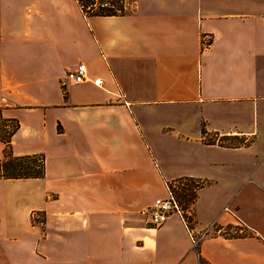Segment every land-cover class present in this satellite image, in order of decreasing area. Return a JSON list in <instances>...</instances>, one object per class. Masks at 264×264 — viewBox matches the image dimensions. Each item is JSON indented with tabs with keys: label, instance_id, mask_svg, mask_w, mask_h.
<instances>
[{
	"label": "crops",
	"instance_id": "0c3cea01",
	"mask_svg": "<svg viewBox=\"0 0 264 264\" xmlns=\"http://www.w3.org/2000/svg\"><path fill=\"white\" fill-rule=\"evenodd\" d=\"M127 9L0 0L13 153L46 159L43 179L0 180V264H264V0ZM80 64L88 80L68 82ZM186 179L205 185L194 232L216 226L199 252L180 216L149 223Z\"/></svg>",
	"mask_w": 264,
	"mask_h": 264
},
{
	"label": "trees",
	"instance_id": "16d2710c",
	"mask_svg": "<svg viewBox=\"0 0 264 264\" xmlns=\"http://www.w3.org/2000/svg\"><path fill=\"white\" fill-rule=\"evenodd\" d=\"M86 17L100 16H123L127 13L128 0H76ZM108 6H103L107 4ZM208 45V44H207ZM67 94L65 93V97ZM20 123L16 119H8L3 115L0 108V142L4 144V155L0 159V180H25L43 179L46 175V159L43 154L15 156L13 153L12 139L20 129ZM182 181L190 182L180 191H176L177 199L185 210H190L198 198V191L205 185L193 179ZM188 219L192 223L189 216ZM33 217V222H36ZM229 227L220 232L225 237H240L243 235L239 230L232 232ZM200 247V246H199ZM199 247L195 250L199 252ZM201 264H205L201 260Z\"/></svg>",
	"mask_w": 264,
	"mask_h": 264
},
{
	"label": "built area",
	"instance_id": "2783aa9c",
	"mask_svg": "<svg viewBox=\"0 0 264 264\" xmlns=\"http://www.w3.org/2000/svg\"><path fill=\"white\" fill-rule=\"evenodd\" d=\"M103 6H108V3ZM66 79L68 82L76 85L85 83L88 80L87 66L85 64H80L75 70H71L67 73ZM94 83L99 87L103 85V81L101 79L95 80ZM167 187L168 196L166 198L157 199L149 210V223L153 228H159L168 221L170 216L174 214L180 216L185 221L187 228L189 229L193 247L196 249L200 246L203 240L214 234L215 231L213 233L212 231L216 229V226L212 225L201 234L197 235L192 228L191 221L188 219V210H185L177 199V186L167 184ZM217 233L220 232L218 231Z\"/></svg>",
	"mask_w": 264,
	"mask_h": 264
},
{
	"label": "rangeland",
	"instance_id": "374dc122",
	"mask_svg": "<svg viewBox=\"0 0 264 264\" xmlns=\"http://www.w3.org/2000/svg\"><path fill=\"white\" fill-rule=\"evenodd\" d=\"M132 0H128L127 1V4H129L130 2H131ZM127 11H128V9H127ZM187 184H190V182H187V181H181V182H179L176 186V191H180V189L181 188H183L184 186H187Z\"/></svg>",
	"mask_w": 264,
	"mask_h": 264
}]
</instances>
